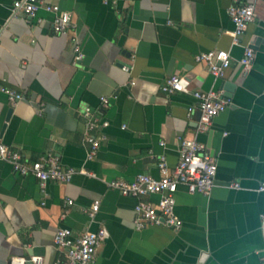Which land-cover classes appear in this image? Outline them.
Wrapping results in <instances>:
<instances>
[{
	"label": "crops",
	"instance_id": "crops-1",
	"mask_svg": "<svg viewBox=\"0 0 264 264\" xmlns=\"http://www.w3.org/2000/svg\"><path fill=\"white\" fill-rule=\"evenodd\" d=\"M14 1L0 0V141L29 161L51 153L63 167L90 174L42 188L0 161V264L14 256L53 264L60 227L73 235L105 229L92 264H264V0H43L70 12L74 26L61 34L52 31V13L39 9L28 19L13 13ZM244 3L254 5L255 18L234 43L228 8ZM75 44L83 53L77 62ZM245 46L254 52L246 68ZM213 49L231 55L222 78L195 60ZM174 73L190 90L221 91L230 105L200 129V112L188 114L196 105L190 93L161 91ZM2 87L22 98L12 103ZM101 97L109 98L102 112L109 124L93 132L105 139L88 159L84 119L75 114L83 105L97 111ZM183 137L215 159L212 190L190 193L179 184L181 227L137 229V199L107 182L158 177L161 155L172 169ZM97 199L90 218L87 209Z\"/></svg>",
	"mask_w": 264,
	"mask_h": 264
},
{
	"label": "built area",
	"instance_id": "built-area-1",
	"mask_svg": "<svg viewBox=\"0 0 264 264\" xmlns=\"http://www.w3.org/2000/svg\"><path fill=\"white\" fill-rule=\"evenodd\" d=\"M104 3L115 4V0H102ZM39 9H44L53 14L52 31L56 34L65 33L72 28L71 14L61 9L57 4L45 3L43 0H15L12 4L13 13H22L28 19L37 16ZM228 14L234 25L230 33L234 43H239L240 36L244 33L247 25L255 18V8L252 3L233 4L228 8ZM74 61H80L83 53L78 44L74 45ZM254 52L249 46L244 47L240 63L248 67L253 59ZM196 61L204 62L209 72L215 78H222L225 70L231 62L229 51L213 49L201 52L195 56ZM122 69L129 70L127 65ZM134 82L132 81L131 84ZM1 90L7 95L12 103H16L22 95L15 90L2 87ZM161 91L166 94L190 93L196 101L195 107L188 108V114L196 108L200 112V129H205L213 117L228 107L230 99L221 91L190 90L184 76L174 73L169 75L161 85ZM109 106V98H100V107L97 111L83 105L75 114L77 119H84V139L89 143L87 158L92 159L100 146L105 135L95 136L94 131L108 126L109 122L102 112ZM0 161L11 164L12 169L19 175L34 177L42 188L48 181L68 182L75 173L90 174L85 169L63 167L58 156L48 153L36 160L29 161L22 154L0 141ZM158 177L140 173L132 181L112 180L107 182L111 188L117 189L121 195L131 196L137 199L134 211V225L137 229L148 225H166L178 229L182 225L181 219L175 213V193L179 184L186 185L188 192L209 195L214 185V177L217 170L215 159L205 150L202 143L194 138L183 137L179 139L177 160L171 169L164 155L159 156L157 161ZM233 186H237L235 183ZM260 190H264L262 183ZM158 195L157 201L147 200L144 197ZM73 201L67 199L66 206L72 205ZM100 201L94 200L87 214L93 218L98 212ZM106 231L99 228L95 231H84L73 235L68 227H60L53 236V243L59 255L53 264H92L97 248L104 241ZM27 260L35 264L41 262L40 256H32L29 259L20 256L10 258V264H24Z\"/></svg>",
	"mask_w": 264,
	"mask_h": 264
},
{
	"label": "water",
	"instance_id": "water-1",
	"mask_svg": "<svg viewBox=\"0 0 264 264\" xmlns=\"http://www.w3.org/2000/svg\"><path fill=\"white\" fill-rule=\"evenodd\" d=\"M231 85H227V88L231 89ZM203 257H205V255L203 254Z\"/></svg>",
	"mask_w": 264,
	"mask_h": 264
}]
</instances>
